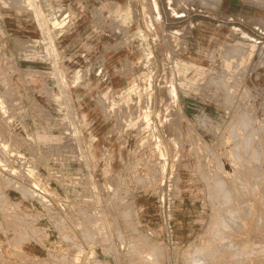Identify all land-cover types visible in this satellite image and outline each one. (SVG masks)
Listing matches in <instances>:
<instances>
[{
	"label": "rangeland",
	"instance_id": "374dc122",
	"mask_svg": "<svg viewBox=\"0 0 264 264\" xmlns=\"http://www.w3.org/2000/svg\"><path fill=\"white\" fill-rule=\"evenodd\" d=\"M11 2L0 3V54L3 48L7 56L0 55V109L20 112L27 140L51 144L63 170L83 171L101 188L90 180L76 196L54 184V201L68 200L66 226L72 224L78 241L64 238L71 254L24 264H192L197 256L203 264L226 257V264H264V0ZM30 57L33 63L22 59ZM34 95L43 115L31 104ZM26 141L27 152H34ZM249 186V194L253 188L259 195L252 189L248 195ZM244 211L248 221L259 215L260 234ZM220 217L236 219L232 225L241 231ZM40 223L47 227L46 219ZM242 234L251 238L247 247ZM224 240H241L235 248L244 247L228 251V241L223 256ZM197 247L203 255L206 248L219 252L217 259Z\"/></svg>",
	"mask_w": 264,
	"mask_h": 264
},
{
	"label": "built area",
	"instance_id": "2783aa9c",
	"mask_svg": "<svg viewBox=\"0 0 264 264\" xmlns=\"http://www.w3.org/2000/svg\"><path fill=\"white\" fill-rule=\"evenodd\" d=\"M12 1L19 5L31 6L36 0ZM3 2L12 3L11 0L0 1V3ZM28 51L32 53L33 49ZM22 59L31 63L35 61L32 57ZM20 100L23 104L22 96ZM31 104L40 112V115L44 114L36 95L31 97ZM65 128L66 123L61 124V130ZM28 132L29 127L20 112L12 108L0 109V197L2 198L0 208L9 218L18 219L28 226L37 224L40 219H46L52 227L59 230L68 224L65 219L67 217L66 201L68 200L54 201L52 190L54 184L57 185L55 179L60 181L58 186L65 191L70 190L76 196L90 184V180L95 190L97 187L101 188L93 178L87 179L84 172L75 175L68 174V171L62 168L63 160L56 157L51 150L53 149L51 144L27 140ZM25 141L31 143L34 152H27V148L24 147ZM81 144L80 142L79 145ZM6 191L15 192L18 198L26 202L27 205L22 209H17L10 204V206L4 207ZM63 195L69 197L71 194L65 192ZM94 208L97 211L100 209L98 206ZM16 214L18 218H16Z\"/></svg>",
	"mask_w": 264,
	"mask_h": 264
},
{
	"label": "crops",
	"instance_id": "0c3cea01",
	"mask_svg": "<svg viewBox=\"0 0 264 264\" xmlns=\"http://www.w3.org/2000/svg\"><path fill=\"white\" fill-rule=\"evenodd\" d=\"M2 50L0 55H3L6 60L7 56L5 50L3 48ZM67 173L75 175L79 172L71 173L68 171ZM55 180L58 183L60 182L57 179ZM60 193H62V191ZM1 200L2 198L0 197V201ZM4 202V207L13 205L17 209H22L23 206L27 205V203L21 201L13 191H6ZM16 218H18L17 214ZM9 219L10 218L3 213V209L0 208V261L5 262V264H24V262L28 260H45L49 258L50 255L55 256V254L70 253L71 243H67L64 238L75 243L76 240L78 241L75 233L71 232L73 228L71 227L72 224L65 226L66 228L64 229L61 228L56 230L49 223H47V227H45L46 224L41 226L42 223L40 222L28 226L22 221H18V219ZM8 220L10 222L13 220L14 222L12 221L11 224L8 223Z\"/></svg>",
	"mask_w": 264,
	"mask_h": 264
},
{
	"label": "bare ground",
	"instance_id": "6f19581e",
	"mask_svg": "<svg viewBox=\"0 0 264 264\" xmlns=\"http://www.w3.org/2000/svg\"><path fill=\"white\" fill-rule=\"evenodd\" d=\"M247 117H248V116H247ZM247 117H245V118H247ZM247 119H248V118H247ZM249 119H250V117H249ZM244 124H245V122H244ZM246 124H247V122H246ZM246 124H245V125H246ZM247 125H249V124H247ZM263 127H264V126H262V128H263ZM256 128H257V127H256ZM258 128H259V127H258ZM251 129H252V131H254L252 127H251ZM251 129H249V133H248V135H249L250 133H253V132H250ZM254 129H255V127H254ZM255 130H256V129H255ZM260 130L262 131V129H260ZM246 131H247V128H246ZM246 131H245V132H246ZM258 131H259V130H258ZM258 131L254 132V133H259ZM261 131H260V132H261ZM263 131H264V130H263ZM245 132H244V133H245ZM244 133H242V135H243ZM262 133H263V132H262ZM262 133H261V136H262ZM246 134H247V133H245V139H244L245 142H246L247 139H248V138H247L248 136L246 137ZM251 135H253V134H250L249 136H251ZM242 137H243V136H242ZM259 137H260V133H259ZM262 137H263V136H262ZM255 138H256V137H255ZM251 139H254V138L251 137ZM251 139H250V141H251ZM256 139H257V138H256ZM256 139H255V140H256ZM262 139H264V137H263ZM255 140H254V142H255ZM242 142H243V141H242ZM254 142H252V143H254ZM256 142L259 143L257 140H256ZM249 143H250V142H249ZM252 143H250V144H252ZM260 143H262V142H260ZM243 144L245 145V148H247V146H246L247 143H244V142H243ZM247 145H248V144H247ZM255 145H256V144H255ZM261 145H263V144H261ZM261 145H260V146H261ZM240 146L244 147L243 145H240ZM248 146H249V145H248ZM250 146L253 147L254 145H250ZM257 146H258V145H257ZM257 146L253 147L254 149L251 148L252 152H253L254 150H259V148H258V149H255ZM261 147L263 148V146H261ZM236 148H237V147H236ZM240 148H241V147H240ZM249 148H250V147H249ZM262 148H261V149H262ZM235 150H236V149H235ZM251 150H249V152H251ZM237 151H238V150H237ZM243 151H244V150H243ZM243 151H241V152H243ZM247 151H248V150H247ZM247 151L245 152L246 154H247ZM262 151H263V150H262ZM234 152H235V151H234ZM252 152H251V153H252ZM256 152L259 153L260 151H259V152L256 151ZM253 153H255V151H254ZM253 153H252V154H253ZM260 153H261V152H260ZM246 154H245V156H247ZM248 154H249V153H248ZM253 155L256 156L257 154H253ZM253 155H252V157H253ZM262 155H263V153L260 155L261 158L264 156V155H263V156H262ZM242 156H243V155H242ZM255 156L253 157V161L255 160ZM243 157H244V156H243ZM247 157H248V156H247ZM250 157H251V156H250ZM248 158H249V157H248ZM248 158H247V159H248ZM257 158L261 159L260 157H258V155H257ZM263 158H264V157H263ZM263 158H262V159H263ZM245 159H246V157H245ZM250 159H252V158H249V160H250ZM259 159H257V160L260 161ZM249 160H247V161H249ZM257 160L255 161L256 164L259 163V162H257ZM263 160H264V159H263ZM243 161H244V158H243ZM245 161H246V160H245ZM250 161H251V160H250ZM263 162H264V161H262V163H263ZM243 163H244V164H243V167H244L246 162H243ZM249 164H250V162H249ZM253 164H254V163H253ZM253 164H252V165H253ZM247 165H248V162L246 163V166H245V167H247ZM252 165H251V167H252ZM259 165H260V164H259ZM259 165H258V167H259ZM245 167H244V168H245ZM251 167H250V170H255L256 168H257V170H261V169H258V167H255V168H253V169H251ZM244 168H243V169H244ZM248 168H249V167H248ZM262 169H263V168H262ZM210 170L212 171V170H214V169H213V168L211 169V167H210ZM221 170H222V168H221ZM221 170H220V171H221ZM244 170H245V169H244ZM244 170H243V171H244ZM248 170H249V169H248ZM218 171H219V169H218ZM222 171H223V170H222ZM243 171H242V173H243ZM214 172H215V171H214ZM251 172H252V171H251ZM251 172H250V173H251ZM261 172H263V170H262ZM217 173H218V172H217ZM217 173H216V172L214 173L215 176H216ZM222 173H224V172H222ZM240 173H241V172H240ZM248 173H249V172H248ZM250 173H249V176H251ZM252 173H253V172H252ZM254 173H255V172H254ZM254 173H253V174H254ZM257 173H260V171H259V172L257 171ZM212 174H213V172H212ZM234 174L236 175L237 173H234ZM217 175H218L219 177L222 176V175H219V173H218ZM230 175H231V174H230ZM242 175H244V173H243ZM262 175H263V173H261V176H262ZM213 176H214V175H213ZM215 176H214V177L210 176V177L213 178V180H214ZM247 176H248V175H247ZM210 177H209V178H210ZM216 177H217V176H216ZM224 177H225V176H224ZM227 177H228V176H227ZM231 177H233V176H231ZM240 177H241V176H240ZM244 177H245V176H244ZM251 177H252V176H251ZM255 177H256V176H255ZM257 177H259V176H257ZM234 178H236V176H235ZM252 178H253V177H252ZM259 178L262 179L263 177H259ZM216 179L218 180V178H216ZM216 179H215V180H216ZM222 179H223V178H222ZM222 179L220 178V180H222ZM225 179H226V178H225ZM225 179H224V180H225ZM241 179H243V178H241ZM246 179H247V178H246ZM249 179H250V178H249ZM249 179H248V180H249ZM255 179H256V178H255ZM261 179L258 180V181H260V183H261ZM217 180L214 181V182H217ZM220 180H219V183H221ZM235 180H236V179H235ZM235 180H233L232 182H234ZM239 180H240V178H239ZM250 180H251V179H250ZM250 180H249V181H250ZM211 181H212V179H211ZM225 181H226V180H225ZM243 181H244V180H243ZM243 181H242V182H243ZM245 181H246V180H245ZM245 181H244V183H245ZM254 181H255V180H254ZM262 181H264V179H263ZM240 182H241V181H240ZM224 183H225V182H224ZM250 183H252V182L250 181ZM253 183H255V182H253ZM213 184H214V183H213ZM227 184H229V183H227ZM230 184H231V183H230ZM233 184H234V185H233L234 187L232 186L233 189H234V188L236 189L237 187H235V183H233ZM255 184H256V185L259 184V183H257V180H256V183H255ZM262 184H263V183H262ZM214 185H216V186L218 187L220 184H219V185H218V184H214ZM221 185L223 186V184H221ZM245 185H246V184H243V183H242L241 187H242V186L246 187ZM248 185H249V184H248ZM260 185H261V184H260ZM216 186H215V187H216ZM236 186L239 187L240 185H239V184H238V185L236 184ZM215 187H214V189H215ZM217 187H216V188H217ZM223 187H225V186H223ZM223 187H222V188H223ZM230 187H231V186H230ZM260 187H261V186H260ZM260 187H258V188H260ZM212 188H213V187H212ZM218 188H221V187H218ZM242 188H243V187H242ZM242 188H241V191H238L239 193H240V192H243L244 188H243V190H242ZM249 188H250V186L248 187V195H254V194H251V189H252V190L255 192V194H256V190H254L253 188L250 189V194H249ZM262 188H263V186H262L260 189H262ZM214 189H213V190H214ZM231 189H232V188H231ZM231 189H230V191H232ZM235 189H234V190H235ZM237 189H238V188H237ZM237 189H236V192H237ZM239 189H240V188H239ZM239 189H238V190H239ZM218 190H219V191H217V192H220V189H218ZM221 190H222V189H221ZM246 190H247V187H246ZM246 190H245V191H246ZM262 190H264V189H262ZM262 190H260V191H262ZM253 191H252V192H253ZM258 191H259V189H258ZM258 191H257V192H258ZM217 192H216V193H217ZM227 192H229L228 190L225 191V193H226V194H229V193H227ZM232 192H233V191H232ZM234 192H235V191H234ZM236 192H235V196H236ZM238 192H237V193H238ZM246 192H247V191H246ZM246 192H245V193H246ZM220 193H221V192H220ZM222 193H223V191H222ZM225 193H224V195H225ZM232 194H233V193H232ZM241 194H242V193H241ZM246 194H247V193H246ZM246 194H245V195H246ZM257 194H258V193H257ZM257 194H256V195H257ZM260 194H261V192H260ZM217 195H218V194H217ZM245 195L243 194V197H244ZM258 195H259V194H258ZM263 195H264V193H263ZM221 196H223V194H222ZM225 196H226V195H225ZM231 196H233V195H231ZM237 196H238V195H237ZM237 196H236V197H237ZM246 196H247V195H246ZM243 197H242V198H243ZM251 197H252V196H251ZM253 197H254V196H253ZM253 197H252V198H253ZM262 197H264V196H262ZM222 198H223V197H222ZM222 198H221V199H222ZM227 198H228V197H227ZM227 198H226V199H227ZM229 198H231V197H229ZM229 198H228V200H229ZM232 198H233V197H232ZM259 198H260V196H259ZM223 199H224V198H223ZM246 199H247V198H246ZM261 199H263V198H261ZM237 200H241V201H242V199H239V197H238V199L236 198V201H237ZM248 200H249V199H248ZM259 200H260V199H259ZM259 200H258V202H259ZM263 200H264V199H263ZM260 201H261V200H260ZM222 202H223V201H219V203L223 204ZM228 202H229V201H228ZM237 202H238V201H237ZM250 202H251V201H250ZM261 202H262V201H261ZM224 203H227V202H224ZM243 203L246 204V203H248V202H244V201H243ZM243 203H242V205H241L240 202H239V204H240L241 206H243ZM254 203H255V201H254ZM221 204H220V205H221ZM232 204H233V203H232ZM235 204H236V207H237V208H236V207H235V208H236V210H237L239 206H237V203H236V202H235ZM245 204H244V205H245ZM250 204H251V203H250ZM250 204H248V205H250ZM263 204H264V202H263ZM224 205H225V204H224ZM252 205H255V204H252ZM259 205H260V202H259ZM217 206H218V205H217ZM221 206H222V205H221ZM246 206H247V204H246ZM260 206H261V205H260ZM262 206H264V205H262ZM247 207H252V206L250 205V206H247ZM257 207L259 208L258 204L256 203L255 208L257 209ZM231 208H232V207H231ZM241 208H242V207H241ZM243 208H245V206H244ZM248 209H249V208H248ZM262 209L264 210L263 207H262ZM262 209L260 208V211H259V209H257L258 212H259V215L262 214V213H260V212H262V211H261ZM228 210H229V209H228ZM234 210H235V209H234ZM243 210H244V209H243ZM243 210H242V211H243ZM245 210H246V209H245ZM247 211H248V210H247ZM247 211H244L245 213H244V212L242 213L243 216H244V217H243V216H242V217H243L244 219H247L246 221H248V217L245 218V215H247V214H246ZM252 211H253V210H252ZM224 212H225V210H224ZM227 212H228V211H227ZM231 212H232V211H231ZM237 212H239V210H238ZM237 212H232V213H237ZM228 213H229V212H228ZM228 213H227V214H228ZM239 213H240V212H239ZM248 213H249V212H248ZM251 213H252V212H251ZM222 214L227 215V214H225V213H222ZM244 214H245V215H244ZM255 214H256V213H255ZM255 214H254V215H255ZM224 215H223V216H224ZM236 215H237V214H236ZM236 215H235V216H236ZM254 215H250V218H249V219L251 220L252 216H254ZM257 215H258V214H257ZM259 215L257 216V218L259 217ZM263 215H264V214H263ZM229 216H230V215H228V217H229ZM232 216H233V215H232ZM232 216H231V217H232ZM237 216H239V214H238ZM240 216H241V214H240ZM247 216H248V215H247ZM218 217H219V216H218ZM224 217H225V216H224ZM224 217H222V218H224ZM228 217H227L226 219H228ZM231 217H230V218H231ZM242 217H241V220H243ZM255 217H256V216H254V219H253V218H252V219H253L256 223H253L252 221L249 220V221L252 222L254 225H255V224H258V223H257V218H256V220H255ZM260 217L262 218V215H260ZM260 217H259V218H260ZM220 218H221V217H220ZM222 218H221L220 220H223ZM235 218H237V217H235ZM238 218H239V217H238ZM238 218H237V219H238ZM10 219H11V218H10ZM10 219H9V220H10ZM218 219H219V218H218ZM226 219H225V221L223 220V221L225 222V223H224L225 225H226L227 221L231 220L232 218H231V219H228L227 221H226ZM9 220H8V221H9ZM15 220H16V219H15ZM233 220H234V218H233ZM233 220H231V224H230V225H232ZM235 220H236V219H235ZM235 220H234V222H235ZM238 220H239V219H238ZM238 220H237V222H240V221H241V220H240V221H238ZM260 220H261V219H260ZM263 220H264V219H263ZM12 221H13V220H12ZM12 221H11V222H12ZM215 221H216V220H215ZM243 221H244V220H243ZM249 221H248V223H249ZM11 222L9 221L8 223H11ZM13 222H14V221H13ZM221 222H222V221H221ZM221 222L218 223L219 226L217 225L220 229H222L223 227H224V228L227 227V226H225L224 224H223L224 226H221ZM237 222H236V223H237ZM258 222H259V221H258ZM215 223H217V222H215ZM222 223H223V222H222ZM246 223H247V222H246ZM260 223H261V222H259V224H260ZM11 224H12V223H11ZM241 224H245V223H242V221H241ZM253 224L250 223L251 228H252ZM13 225H14V223H13ZM15 225H16V222H15ZM227 225H228V224H227ZM234 225H235V224H234ZM234 225H232V226H234ZM237 225H238V224H237ZM239 225H240V224H239ZM250 225H249V226H250ZM211 226H212V225H211ZM245 226H246V224L244 225V228H245ZM255 226H256L257 228H258V226H260L259 228H261V225H258V226L255 225ZM263 226H264V222H262V227H263ZM11 227H13V226H11ZM14 227H15V226H14ZM238 227H239V226H238ZM238 227H236L237 229L235 228V226H234V227H231V228H232V231H233L234 229H236L235 231H238V232L241 231V230H240L241 228H238ZM241 227H243V226L241 225ZM247 227H248V225H247ZM247 227H246V228H247ZM253 227H254V226H253ZM224 228H223V229H224ZM248 228H249V227H248ZM257 228H256V229H257ZM259 228H258V229H259ZM210 229L213 230V228H211V227H210ZM210 229H209V230H210ZM214 229H215V228H214ZM216 229H218V228H216ZM216 229H215V230H216ZM227 229H230V226H228ZM227 229H226V230L224 229V230L227 231ZM249 229H250V228H249ZM253 229H254V228H253ZM256 229H255V230H256ZM258 229H257V230H258ZM262 229H264V228H262ZM212 230H211V231H212ZM224 230H222V231L224 232ZM242 230H243V228H242ZM207 231H208V230H207ZM211 231H209V232H211ZM222 231H219V230H218V232H222ZM228 231H229V230H228ZM228 231H227V232H228ZM232 231H230V232H232ZM235 231H233V232L235 233ZM245 231H246V230H245ZM245 231H244V233H245ZM216 232H217V231H215V234H217ZM223 232H222V233H223ZM230 232H228V234H229ZM233 232H232V233H233ZM250 232H252V230H251ZM258 232H259L258 234H260V229H259ZM263 232H264V231H263ZM222 233H221V234L219 233V235H222ZM232 233H231V234H232ZM234 233H233V236H234ZM236 233H237V232H236ZM242 233H243V232H242ZM244 233H243V234H244ZM246 233L248 234V232H246ZM246 233H245V235H246ZM215 234H214V235H215ZM223 234H224V233H223ZM243 234H242V236H244ZM249 234H250V233H249ZM253 234H256V233H253ZM263 234H264V233H263ZM263 234L261 233V235H258V237H259V236L262 237ZM211 235H212V233H211ZM226 235H227V234H226ZM226 235L224 234V236H226ZM237 235H238V234H237ZM251 235H252V233L250 234V236H251ZM209 236H210V233H209ZM216 236H217V235H216ZM235 236H236V235H235ZM238 236L241 237V234H239ZM248 236H249V235H247V238L250 240L251 238H249ZM254 236H256V235H254ZM254 236H252V238H254ZM210 237H211V236H210ZM212 237H213V235H212ZM230 237H231V236H230ZM240 237H239V238H240ZM245 237H246V236H244V238H245ZM256 237H257V236H256ZM261 237H260V238H261ZM214 238H216V237L214 236ZM217 238H219V236H217ZM231 238H232V237H231ZM237 238H238V237H237ZM239 238H238V239H239ZM242 238H243V237H242ZM223 239H227V238H223ZM223 239H219V243L222 242ZM229 239H230V238H229ZM232 239H233V238H232ZM240 239H241V238H240ZM245 239H246V238H245ZM248 239L245 240V242H247V244L244 243V244L246 245L245 247H247V245L250 244V243H248V241H247ZM254 239H255V238H254ZM258 239H259V238H257V240H258ZM262 239H263V241H264V238H263V237H262ZM262 239H261V240H262ZM20 240H21V239H20ZM211 240H212V239H211ZM220 240H221V241H220ZM242 240H243V239H242ZM252 240H253V239H252ZM252 240H251V241H252ZM261 240H260V241L258 240V241H259V242H262ZM213 241H215V239H213ZM224 241H225V242H224ZM224 241H223V244H222V247H223L222 250H223V251L217 246V247L221 250L222 255H223V254L225 255L224 252H227L226 250H228V249H227L228 247H224L223 245L226 244V242H228L229 240H228V241H227V240H224ZM231 241L233 242V240H231ZM231 241H229V242L231 243ZM237 241H239V240H236L235 242H236V243H240L241 240H240L239 242H237ZM243 241H244V240H243ZM243 241H242V242H243ZM210 242H211V241H210ZM235 242L231 243L233 246H230L228 251H232L231 249H232V248H235V245H234ZM252 242H253V241H252ZM252 242H251V244H252ZM254 242H255V241H254ZM217 243H218V242H216V244H217ZM219 243H218V244H219ZM230 243H229V245H230ZM255 243H257V241H256ZM255 243H254V244H255ZM263 243H264V242H263ZM241 244H243V243H241ZM244 244H243V245H244ZM257 244H258V243H257ZM259 244H260V243H259ZM259 244H258V246H260ZM261 244H262V243H261ZM199 245H200V244H199ZM201 245H203V244H201ZM213 245H214V244H213ZM213 245H211V246H213ZM226 245H227V244H226ZM239 245H240V244H239ZM239 245H237L238 247L236 246L235 249L240 248V247L242 246V245H241V246L239 247ZM206 246H208V245L206 244ZM219 246L221 247L220 244H219ZM248 246H249V245H248ZM251 246H252V245H251ZM251 246H250V248H251ZM253 246H254V245H253ZM255 246H256V245H255ZM255 246H254V247H255ZM203 247H204V246H203ZM242 247H244V246H242ZM197 248H198V247H197ZM201 248H202V246H201ZM201 248H200V249H201ZM209 248H210V246H209ZM215 248H216V247H215ZM257 248L259 249V247H257ZM257 248H256V250H257ZM263 248H264V246L260 247L259 251H263ZM189 249H190V248H189ZM192 249H193V248H192ZM202 249H204V248H202ZM212 249H213V248H211V250H212ZM240 249H241V248H240ZM242 249H243V248H242ZM195 250H196V249H194L193 252H194ZM207 250H209V249L206 248V249L204 250V252L206 251V252H205L206 254H207V252L210 251V250H209V251H207ZM213 250L215 251V249H213ZM237 250H238V249H237ZM197 251H200L199 248H198V250H196L195 252H197ZM202 251H203V250H202ZM202 251H200V252H202ZM238 251H239V250H238ZM238 251H236V252H238ZM247 251H248V250H246V252H247ZM249 251H250V252H254L255 249H254V251H253V249H252V251H251V250H249ZM249 251H248V253L250 254ZM191 252H192V251H191ZM191 252H190V253H191ZM195 252H194V253H195ZM240 252L243 253V251H241V250H240ZM240 252H238V253H240ZM246 252L244 251V253H246ZM256 252H257V251H255L254 253H256ZM136 253H137V252H136ZM194 253H193L192 256H194ZM205 253H204V255H205ZM211 253H212V252L210 251L209 254H211ZM213 253H216V255H217L219 252L217 253V252L215 251V252H213ZM213 253H212V255H213ZM221 253H220V254H221ZM230 253H231V252H230ZM234 253H235V252H234ZM234 253H232V254H234ZM254 253H252L251 255H254ZM261 253H262V252H261ZM261 253H257V254H258V257H259V255H260ZM147 254L150 255V253H147ZM147 254H146V257L148 256ZM199 254H200V253H198V255H199ZM209 254H207V256H208ZM232 254H228V255H229L228 257H230ZM246 254H247V253H246ZM136 255H137V254H136ZM138 255H139V254H138ZM201 255H203V252H202ZM204 255H203V256H204ZM214 255H215V254H214ZM214 255H213V256H214ZM216 255H215V258L217 259L218 256H216ZM222 255H221V256H222ZM224 255H223V256H224ZM235 255H237V254H235ZM239 255H240V254H239ZM242 255H243V254H242ZM251 255H250V256H251ZM255 255H256V254H255ZM255 255H254V258L257 257V256L255 257ZM261 255L263 256V254H261ZM185 256H186V255H185ZM189 256H190V254H189ZM207 256L205 255V258H206ZM209 256L211 257V259L215 260L214 257H212L211 255H209ZM225 256H227V255H225ZM250 256H248V257H250ZM190 257H191V256H190ZM197 257H199V260H200V258H203V257H201V256H197ZM210 257H209V258H210ZM219 257H220V256H219ZM244 257H245V256H244ZM244 257H243V258L240 257V259H242V260L244 261ZM248 257H245V263H248V262H249V261L246 262V258H248ZM147 258H148V257H147ZM186 258H187V256H186ZM186 258H185V259H186ZM188 258H189V257H188ZM195 258H196V257H195ZM209 258H208V260H209ZM236 258H237V257H236ZM238 258H239V256H238ZM238 258H237V260H238ZM261 258H262V257H261ZM261 258H260V259H261ZM185 259H184V260H185ZM222 259H223V257H222ZM227 259H228V258L226 257V260H227ZM229 259L231 260L232 257L229 258ZM233 259H235V257H234ZM233 259H232V262H231V263L234 262ZM256 259H257V258H256ZM256 259H255V260H256ZM134 260H135V259H134ZM141 260H142V259H141ZM149 260H150V258H149ZM152 260H153V262L155 263V261H154L155 258H153ZM194 260H195V261H194ZM199 260H198V263L201 264V263L203 262V259H201L202 262H199ZM201 260H200V261H201ZM205 260H206V259H205ZM205 260H204V261H205ZM226 260H225V261H221V260H220L219 262L217 261V263L221 264L220 262H222V263L224 262V264H226ZM237 260H236V261H237ZM248 260H249V259H248ZM258 260H259V259H257V261H258ZM261 260L263 261V259H261ZM137 261H139V258H138ZM144 261H145V259H144L143 261H141V262H144ZM150 261H151V260H150ZM186 261L191 262L192 260L190 261V259H189V260L186 259ZM193 261H194V263H192V264H195L196 261H197V258H196V259H193ZM193 261H192V262H193ZM238 261H239V260H238ZM238 261H237V262H238ZM251 261H252V259H251ZM257 261H256V263H257ZM262 261H261V262H262ZM151 262H152V261H151ZM205 262H206L207 264H209V263H208L209 261H208V262L205 261ZM254 262H255V261H254ZM144 263H145V262H144ZM198 263H196V264H198ZM211 263H212V261L210 262V264H211ZM217 263H216V261H215V264H217ZM234 263H235V262H234ZM239 263H240V262H238V264H239ZM243 263H244V262H243ZM258 263H259V261H258ZM258 263H257V264H258ZM137 264H138V263H137ZM139 264H141V263L139 262ZM142 264H143V263H142ZM184 264H185V263H184ZM186 264H187V263H186ZM202 264H203V263H202ZM212 264H213V263H212ZM227 264H229L228 261H227ZM235 264H237V263H235Z\"/></svg>",
	"mask_w": 264,
	"mask_h": 264
}]
</instances>
